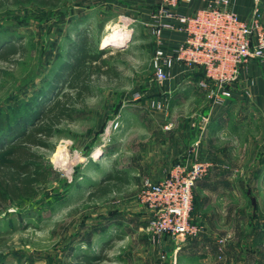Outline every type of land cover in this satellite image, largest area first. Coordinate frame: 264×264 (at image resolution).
<instances>
[{
    "label": "rangeland",
    "instance_id": "obj_1",
    "mask_svg": "<svg viewBox=\"0 0 264 264\" xmlns=\"http://www.w3.org/2000/svg\"><path fill=\"white\" fill-rule=\"evenodd\" d=\"M146 3L0 0V48L13 40L25 45L24 54L0 59V119L9 131L67 89L55 77L78 32L89 31L113 54L118 72L101 76L50 147L37 148L49 181L0 213V264H80L82 254L102 257L99 264H264V110L239 107L214 132L206 94L149 95L155 38L143 24ZM112 32L127 36L106 40ZM165 153L176 155L172 168L211 163L193 187L192 217L203 230L178 250L148 230L151 214L141 201L146 175L164 167ZM115 168L128 181L91 197Z\"/></svg>",
    "mask_w": 264,
    "mask_h": 264
},
{
    "label": "built area",
    "instance_id": "obj_2",
    "mask_svg": "<svg viewBox=\"0 0 264 264\" xmlns=\"http://www.w3.org/2000/svg\"><path fill=\"white\" fill-rule=\"evenodd\" d=\"M148 1L151 10L143 24L155 38V82L173 78L178 66L188 83L200 74L197 86L212 105H223L233 96L242 68L253 60L264 61V0H254L248 19L239 16L231 0H209L189 14L180 7L194 0ZM166 31L183 33L185 39L168 45ZM161 105L157 103V107ZM210 166L201 159L191 165L179 163L163 178L143 182L141 201L151 214L148 230L155 236H167L174 250L203 230L192 217L193 187Z\"/></svg>",
    "mask_w": 264,
    "mask_h": 264
},
{
    "label": "trees",
    "instance_id": "obj_3",
    "mask_svg": "<svg viewBox=\"0 0 264 264\" xmlns=\"http://www.w3.org/2000/svg\"><path fill=\"white\" fill-rule=\"evenodd\" d=\"M14 1L57 7L65 0ZM24 51L25 45L13 40L0 48V59L10 61ZM113 57L106 48L99 47L89 31L78 32L75 40L69 43L65 62L55 77L57 84L61 83L67 89L50 102L47 99L41 101L33 112L10 126V131L7 129L9 124L0 119V213L12 202L34 198L48 183L49 171L45 169L44 158L37 148L50 147L57 127L74 118L78 105L93 94L94 83L101 76L111 78L114 74L118 75L117 65L111 63ZM55 86L52 87V94ZM124 181H128L124 171L115 168L102 178L90 196H104ZM78 258L80 264H99L103 259L92 254H82Z\"/></svg>",
    "mask_w": 264,
    "mask_h": 264
},
{
    "label": "crops",
    "instance_id": "obj_4",
    "mask_svg": "<svg viewBox=\"0 0 264 264\" xmlns=\"http://www.w3.org/2000/svg\"><path fill=\"white\" fill-rule=\"evenodd\" d=\"M209 0H194L191 4H183L180 11L184 14H189L193 10L205 5ZM148 3H150L148 1ZM233 9L239 14L242 19H248L252 13L254 0H231ZM151 4H144L142 10L145 18L149 16ZM263 23H264V6H263ZM166 42L168 45H174L182 42L185 39V34L180 32H165ZM180 67L174 69L175 76L170 80L163 83L151 82L147 86L149 95L159 94L165 96L163 100L171 98L173 90L176 91L175 95L185 98H192L200 100L205 93L197 89L196 81L199 79L200 74H197L195 79L188 83V78L180 74ZM204 92V91H203ZM208 115L212 119L214 132L218 130L228 121V117L235 114L239 107H247L254 105L256 108L264 110V61L253 60L244 66L241 70L240 77L233 86V96L225 100L223 105H212L209 100ZM243 104V105H242ZM212 126V125H211ZM160 155V154H159ZM161 154L160 157L164 159V167H159L157 172H150L147 178L161 179L166 176L172 169L170 163L175 159V153L170 156L169 153ZM182 162V161H181ZM167 241V238H166Z\"/></svg>",
    "mask_w": 264,
    "mask_h": 264
},
{
    "label": "bare ground",
    "instance_id": "obj_5",
    "mask_svg": "<svg viewBox=\"0 0 264 264\" xmlns=\"http://www.w3.org/2000/svg\"><path fill=\"white\" fill-rule=\"evenodd\" d=\"M121 34H122V32H120L118 34L116 32H112L111 34H109L106 37V40L118 41V40H122L123 38H125V36H127V35H121ZM97 154H99L98 150L95 152L94 155H97Z\"/></svg>",
    "mask_w": 264,
    "mask_h": 264
}]
</instances>
